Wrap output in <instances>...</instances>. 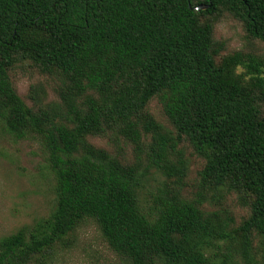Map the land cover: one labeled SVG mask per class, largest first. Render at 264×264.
<instances>
[{
    "label": "trees",
    "instance_id": "1",
    "mask_svg": "<svg viewBox=\"0 0 264 264\" xmlns=\"http://www.w3.org/2000/svg\"><path fill=\"white\" fill-rule=\"evenodd\" d=\"M225 14L264 42V0H0V131L37 140L56 198L47 217L0 239V264L56 246L83 219L94 220L131 264H210L225 258L232 242L245 264H264V59L236 52L217 62L224 46L211 20ZM19 56L72 87L113 84L145 101L157 97L175 133H165L160 160L179 144L190 147L204 162L201 181L236 193L248 216L238 226L230 216L208 221L191 204L165 200L138 211L134 178L114 158L70 159L82 136L103 129L140 149L130 108L71 107L67 126H54L14 88L9 70ZM87 175L85 196L75 184Z\"/></svg>",
    "mask_w": 264,
    "mask_h": 264
},
{
    "label": "rangeland",
    "instance_id": "2",
    "mask_svg": "<svg viewBox=\"0 0 264 264\" xmlns=\"http://www.w3.org/2000/svg\"><path fill=\"white\" fill-rule=\"evenodd\" d=\"M211 22L215 40L224 46L218 63L236 52L264 59V42L252 38L233 16L221 15ZM36 36L34 31L26 33L29 41ZM239 69L238 74L244 71ZM9 75L20 97L36 111L47 113L54 126H67L66 113L71 107L83 113L96 108L106 113L111 108H130L135 130L142 135L140 149L112 130L103 129L82 136L70 159L88 161L101 158L103 152L114 158L134 178L131 199L138 211L148 212L154 202L165 200L179 206L191 204L208 221L230 216L235 220L234 226H238L248 216L249 210L236 193L214 189L201 181L204 162L190 147L179 144V150L170 151L167 158L160 160L158 150L165 133L171 131V136L175 133L157 97L145 101L139 93L128 94L113 84L96 90L72 87L65 84L59 73L47 71L28 56H19ZM91 188L89 175L75 184V190L85 196ZM54 189L47 154L37 140H17L0 131V239L47 217L55 206ZM232 243L225 258L214 259L210 264H245L236 243ZM252 253L255 256V251ZM19 264H131V261L108 246L94 220L83 219L61 243L28 256Z\"/></svg>",
    "mask_w": 264,
    "mask_h": 264
},
{
    "label": "water",
    "instance_id": "3",
    "mask_svg": "<svg viewBox=\"0 0 264 264\" xmlns=\"http://www.w3.org/2000/svg\"><path fill=\"white\" fill-rule=\"evenodd\" d=\"M202 8H205V7H202Z\"/></svg>",
    "mask_w": 264,
    "mask_h": 264
}]
</instances>
